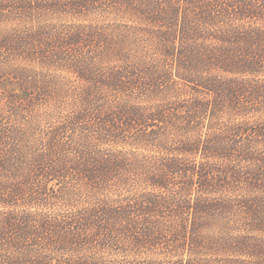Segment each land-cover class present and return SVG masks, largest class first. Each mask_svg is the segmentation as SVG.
<instances>
[{"label": "trees", "instance_id": "16d2710c", "mask_svg": "<svg viewBox=\"0 0 264 264\" xmlns=\"http://www.w3.org/2000/svg\"><path fill=\"white\" fill-rule=\"evenodd\" d=\"M0 264H264V0H0Z\"/></svg>", "mask_w": 264, "mask_h": 264}]
</instances>
